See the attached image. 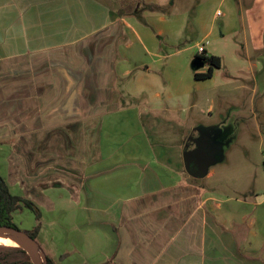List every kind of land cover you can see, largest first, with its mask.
Instances as JSON below:
<instances>
[{
  "label": "crops",
  "instance_id": "0c3cea01",
  "mask_svg": "<svg viewBox=\"0 0 264 264\" xmlns=\"http://www.w3.org/2000/svg\"><path fill=\"white\" fill-rule=\"evenodd\" d=\"M157 7L0 0V175L39 210L73 218L68 229L48 221L54 229L41 237L55 264H64L68 247L77 256L72 264H263L261 244L246 235L245 210H227L228 197L195 181L213 170L185 176L184 128L162 114L173 103L157 89L167 55L157 38L168 23L172 30ZM214 29L211 20L197 43L207 55H214L206 49ZM253 57L246 69L261 91L264 53ZM143 93L148 99L124 100ZM202 130L217 146L218 135ZM248 198L258 205L257 195L235 201Z\"/></svg>",
  "mask_w": 264,
  "mask_h": 264
},
{
  "label": "rangeland",
  "instance_id": "374dc122",
  "mask_svg": "<svg viewBox=\"0 0 264 264\" xmlns=\"http://www.w3.org/2000/svg\"><path fill=\"white\" fill-rule=\"evenodd\" d=\"M145 1L154 2L158 6L156 13H161L165 20H172V30L168 23V30L157 38L159 50L167 54L161 59L156 73L159 79L157 89L161 93L159 99L168 98L173 103L172 111L162 114H171L179 127L184 128L178 136L182 140L198 136L202 129L209 137L218 135V145L209 144L216 161L208 168V172L213 170V175L195 181L209 184L213 194L228 197L224 202L227 210L232 209L238 215L237 210H245L242 223L246 235L253 243L261 244L258 256L264 264V129L260 127L264 122V90L253 87L246 69L249 60L255 58L253 56L264 53V0ZM216 8L223 14L213 18ZM138 11L147 10L140 6ZM211 20L215 22V29L206 36V49L220 57L221 66L214 70L211 78L195 80L191 61ZM146 98L148 94L143 93L136 99L124 97V100L134 103ZM185 176L187 179L191 177L188 173ZM252 195H257L258 205H254L250 198L246 204L235 201ZM13 217L17 228L23 231H31L38 225L36 241L40 247L45 244L41 240L43 233L54 229L48 221L59 220L68 229L73 220L70 216H53L52 212L43 210H39L36 219L35 213L25 207L16 211ZM243 234L240 237L243 238ZM74 251L68 247L64 264L77 260ZM26 258L15 249L0 248L2 261ZM229 264L251 263L238 259Z\"/></svg>",
  "mask_w": 264,
  "mask_h": 264
},
{
  "label": "water",
  "instance_id": "95a60500",
  "mask_svg": "<svg viewBox=\"0 0 264 264\" xmlns=\"http://www.w3.org/2000/svg\"><path fill=\"white\" fill-rule=\"evenodd\" d=\"M203 65L204 62L199 57L195 56L191 61L192 68H201ZM187 140L189 142L184 144L182 152L184 168L190 176L202 178L214 163L213 153L206 142L207 137L204 134H199L194 138L188 137ZM0 233L19 237L25 243V247H15L22 248L32 264H45L44 253L39 249L37 241L26 231L13 226L0 225Z\"/></svg>",
  "mask_w": 264,
  "mask_h": 264
},
{
  "label": "trees",
  "instance_id": "16d2710c",
  "mask_svg": "<svg viewBox=\"0 0 264 264\" xmlns=\"http://www.w3.org/2000/svg\"><path fill=\"white\" fill-rule=\"evenodd\" d=\"M199 57L203 62L204 65L207 66L205 71H199L200 68H193L194 70V77L196 79H204L209 78L214 68H219L221 66V59L219 56L216 55H195ZM203 65V66H204ZM25 207L33 211L36 215V219L39 218V209L37 206L29 199H26L22 196L12 194L9 190V187L4 180V178L0 175V225H7L17 227L14 220L13 214L16 210ZM30 236H32L36 240V236L38 233V225L34 227L31 231H26ZM0 248L6 249H15L24 255L27 256L26 259L22 261H2L0 260V264H32L29 260L28 255L26 252L19 247L15 246H8V245H0ZM39 249L41 250L40 246ZM42 251V250H41ZM43 252V251H42ZM44 253V262L45 264H55L53 259L45 252ZM78 264H85V263H78Z\"/></svg>",
  "mask_w": 264,
  "mask_h": 264
},
{
  "label": "bare ground",
  "instance_id": "6f19581e",
  "mask_svg": "<svg viewBox=\"0 0 264 264\" xmlns=\"http://www.w3.org/2000/svg\"><path fill=\"white\" fill-rule=\"evenodd\" d=\"M0 244L25 247V243L19 237H16L14 235H7L4 233H0Z\"/></svg>",
  "mask_w": 264,
  "mask_h": 264
},
{
  "label": "built area",
  "instance_id": "2783aa9c",
  "mask_svg": "<svg viewBox=\"0 0 264 264\" xmlns=\"http://www.w3.org/2000/svg\"><path fill=\"white\" fill-rule=\"evenodd\" d=\"M217 15H220V12L219 11L217 12ZM197 54L198 55H207L205 53V51H204V47H203L202 44L198 45V47H197Z\"/></svg>",
  "mask_w": 264,
  "mask_h": 264
},
{
  "label": "flooded vegetation",
  "instance_id": "af4514ba",
  "mask_svg": "<svg viewBox=\"0 0 264 264\" xmlns=\"http://www.w3.org/2000/svg\"><path fill=\"white\" fill-rule=\"evenodd\" d=\"M186 142H187V143L189 142V141L187 140V138H185L184 144H185ZM206 142H208L207 145L209 146V143H210V142H209V138H207ZM186 148H188V147H186ZM213 160L215 161V158H214Z\"/></svg>",
  "mask_w": 264,
  "mask_h": 264
}]
</instances>
